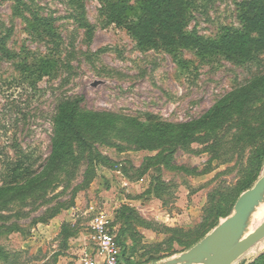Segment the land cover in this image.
Segmentation results:
<instances>
[{"label": "rangeland", "instance_id": "rangeland-1", "mask_svg": "<svg viewBox=\"0 0 264 264\" xmlns=\"http://www.w3.org/2000/svg\"><path fill=\"white\" fill-rule=\"evenodd\" d=\"M82 1L92 34L74 20L77 13L70 0H0V38L10 35L7 46L16 56H0V186L9 181L10 169L20 157H28L35 172L42 170L63 99L81 100L86 111L146 123L186 124L202 121L231 92L264 75V52L243 60L223 53L201 56L163 44L142 48L124 25L110 20V6L124 0ZM244 1L188 0V31L216 40L225 28L240 29ZM129 5L127 21L137 22L142 17L138 0H129ZM36 14L51 19L53 29L37 24L39 31H33L26 18ZM260 107H254L257 112L250 121L235 114L222 125L201 129L186 147L149 151L115 131L96 144L113 163L93 162L89 183L86 157L77 170L69 168L72 176L61 175L45 196L13 203L0 212V264H81L90 249L83 239L89 217L74 219L72 210L92 203L113 215L118 243L123 232L127 245L139 241L134 243L136 252L125 259L176 264L232 216L240 195L264 177ZM121 170L129 186L118 175ZM219 205L223 216L209 228L215 219L211 213ZM124 206L136 211V220L127 223L122 217L116 222ZM205 218L207 233L187 245ZM250 219L256 228L264 223V195ZM64 227H69V235L62 234ZM168 228L191 231L181 234L178 242L154 248L173 237ZM249 252L237 264H253L264 255V249L248 256Z\"/></svg>", "mask_w": 264, "mask_h": 264}, {"label": "trees", "instance_id": "trees-1", "mask_svg": "<svg viewBox=\"0 0 264 264\" xmlns=\"http://www.w3.org/2000/svg\"><path fill=\"white\" fill-rule=\"evenodd\" d=\"M138 3L142 17L137 22L127 21L131 11L129 0L111 5L109 13L110 20L113 23L124 25L142 48L163 44L170 49L180 48L195 51L201 56L223 53L230 58L238 57L243 60H251L256 53L264 52V0H246L240 4L242 27L240 29L225 28L216 40L206 39L200 36L196 30L188 31V0H138ZM70 5L77 13V16L73 18L79 24V27L92 34L93 29L86 18L83 1L70 0ZM33 16V19L26 18L33 31H39L36 28L37 24L38 28L53 29L52 20L48 17H40L38 14ZM9 36L0 38V56L4 59L14 60L16 56L7 46ZM222 102V104L209 111L200 122L174 125L154 121L146 123L135 118H124L109 112L86 111L81 107V100L63 99L58 103L53 119L51 153L45 165L38 173L34 171V164L31 163L28 157L23 159L20 157L15 166L10 169L9 181L0 186V212L13 203L20 201L25 203L33 200L38 195L40 197L45 196L48 190L58 183L61 175L68 174V176H72L69 168L72 167L73 170H77L86 157L89 158L90 167L85 174V180L89 183L90 173L92 172L90 169L92 170L93 162H100L105 166L113 163L110 158L96 149V144L97 142L104 143V140L106 141L115 131L120 133L119 138L126 139L128 142L133 141L141 149L155 151L172 145L186 147L201 129L222 125L232 119L235 114L240 119L250 121L256 115L257 109L255 110L254 107L257 105L261 106L258 109L259 116L264 118V75L253 80L250 85L231 92L228 98ZM126 134L129 137H125ZM261 161L264 162V154ZM121 172L123 174L122 170ZM122 212H128L129 214L122 215ZM223 213L224 211L220 205L215 208L213 214L211 213V216L213 215V218L215 216V219L208 227L215 226ZM58 214L59 211L55 212L51 215V219ZM135 216L136 211L134 209L124 206L117 212L116 222L123 217L129 223L135 219ZM208 222L209 218H205L204 223L198 226L199 228H194L196 230L194 234H197L195 238L186 243L187 245H193L197 239L207 233ZM204 227L205 229L202 232H198ZM69 230V227H64L62 234L69 235ZM166 231L174 233L173 237L168 241L164 240L154 245V248L160 249L166 243L170 245L171 242H178L177 238L181 234L186 236V233L190 232L191 229L182 231L178 228H168ZM134 234L137 233L134 232ZM70 236H72L71 233ZM125 237L126 232L119 236L121 246L124 243L122 259L127 264H136L125 258H127L128 253L132 255L136 252V244L134 243L139 241L137 239L132 240L133 246L131 247L125 243ZM253 264H264V255Z\"/></svg>", "mask_w": 264, "mask_h": 264}, {"label": "water", "instance_id": "water-1", "mask_svg": "<svg viewBox=\"0 0 264 264\" xmlns=\"http://www.w3.org/2000/svg\"><path fill=\"white\" fill-rule=\"evenodd\" d=\"M263 195L264 177L240 196L232 216L181 255L176 264H237L252 247L264 239V223L243 238L249 217L263 199ZM239 264L244 263L242 261Z\"/></svg>", "mask_w": 264, "mask_h": 264}, {"label": "built area", "instance_id": "built-area-1", "mask_svg": "<svg viewBox=\"0 0 264 264\" xmlns=\"http://www.w3.org/2000/svg\"><path fill=\"white\" fill-rule=\"evenodd\" d=\"M118 175L124 177L122 172H118ZM129 184L124 181L125 186ZM72 216L74 219L79 216L89 217L83 239L86 247L94 250V254L86 252L81 264H126L122 259V249L117 240L115 221L111 213L92 203L87 209L75 207L72 210Z\"/></svg>", "mask_w": 264, "mask_h": 264}, {"label": "bare ground", "instance_id": "bare-ground-1", "mask_svg": "<svg viewBox=\"0 0 264 264\" xmlns=\"http://www.w3.org/2000/svg\"><path fill=\"white\" fill-rule=\"evenodd\" d=\"M262 211V210H261ZM259 212V211H258ZM263 213V212H262ZM257 221V220H256ZM254 224V223H253ZM252 224V220L250 219V221L248 222L247 224V228L245 229V232H244V235H243V238L246 237L247 235L251 234L254 230H256L257 228ZM261 224V223H260ZM256 228V229H255ZM242 239V238H241ZM264 249V239L260 242H258L254 247H252L250 250L252 251H248L249 253L247 254L249 256V254H255L257 253L258 251H261Z\"/></svg>", "mask_w": 264, "mask_h": 264}, {"label": "crops", "instance_id": "crops-1", "mask_svg": "<svg viewBox=\"0 0 264 264\" xmlns=\"http://www.w3.org/2000/svg\"><path fill=\"white\" fill-rule=\"evenodd\" d=\"M123 180L127 181L125 179V177H123ZM127 182H129V181H127ZM87 252H88V254H91V255L94 254V250L93 249H88Z\"/></svg>", "mask_w": 264, "mask_h": 264}]
</instances>
